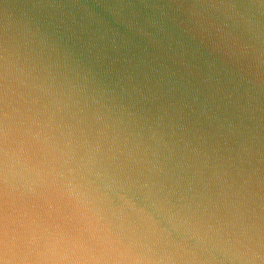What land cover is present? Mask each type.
<instances>
[{
    "label": "water",
    "instance_id": "water-1",
    "mask_svg": "<svg viewBox=\"0 0 264 264\" xmlns=\"http://www.w3.org/2000/svg\"><path fill=\"white\" fill-rule=\"evenodd\" d=\"M0 264H264V0H0Z\"/></svg>",
    "mask_w": 264,
    "mask_h": 264
}]
</instances>
